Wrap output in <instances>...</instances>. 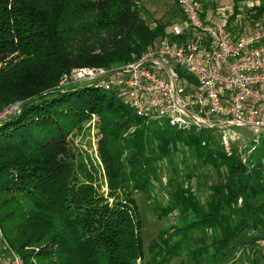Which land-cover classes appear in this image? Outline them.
Returning a JSON list of instances; mask_svg holds the SVG:
<instances>
[{
    "label": "trees",
    "instance_id": "16d2710c",
    "mask_svg": "<svg viewBox=\"0 0 264 264\" xmlns=\"http://www.w3.org/2000/svg\"><path fill=\"white\" fill-rule=\"evenodd\" d=\"M197 1L204 16L205 3ZM232 1L235 18L242 0ZM174 4L175 21L183 23ZM251 10L259 18L264 5ZM165 29L162 22H145L135 0H0V111L20 105L18 114L0 124L2 253L10 251L22 264H166L193 235L198 249L192 258L216 262L235 233L262 226L264 206L243 208L235 226L225 207L244 195L239 175L248 165L264 168V138L243 164L238 152L227 154L218 131H181L164 120L137 117L112 90L58 88L72 69L110 70L133 61L164 38ZM92 116L98 160L76 154L70 145V136L87 129ZM179 145L217 173L214 199L209 212L199 213L190 193H177L176 203L192 206L184 212L202 214L199 224L173 228L145 250L134 193L147 194L159 164ZM254 242L240 245L251 249Z\"/></svg>",
    "mask_w": 264,
    "mask_h": 264
},
{
    "label": "built area",
    "instance_id": "2783aa9c",
    "mask_svg": "<svg viewBox=\"0 0 264 264\" xmlns=\"http://www.w3.org/2000/svg\"><path fill=\"white\" fill-rule=\"evenodd\" d=\"M182 25L172 24L140 57L114 68H75L58 88L91 86L115 91L137 117L171 126L219 129L225 151L235 135L226 127L264 132V13L234 18V4L220 5V16L201 13L197 0H175ZM240 30L241 33H238ZM185 32L190 33L184 42ZM20 105L0 111V124ZM227 152V151H226ZM0 264H22L8 252Z\"/></svg>",
    "mask_w": 264,
    "mask_h": 264
},
{
    "label": "rangeland",
    "instance_id": "374dc122",
    "mask_svg": "<svg viewBox=\"0 0 264 264\" xmlns=\"http://www.w3.org/2000/svg\"><path fill=\"white\" fill-rule=\"evenodd\" d=\"M202 2L216 16L219 14L217 9L220 5L233 3L232 0H203ZM174 3L175 0H135V9L140 17L150 25L158 22L164 23L166 26V37L169 35V29L172 24L179 23L182 25L179 19L175 21L178 11ZM260 5H264V0H242L239 7V16H244V18L249 16L254 20L255 12L248 10ZM238 31V33H241L240 30ZM96 124L97 118L92 116L84 127V129H87H82L81 133L74 132V135L70 136L72 141L70 144L71 149L76 154H86V156L98 160L96 155V142L98 140ZM172 127L177 128L176 126ZM191 128L180 129L181 131H186ZM224 130L229 135H235L228 145V149H226L227 154L229 155L233 151L238 152L243 164H246L254 148L264 138L263 135H258L260 132L250 133L245 129L232 127H226ZM217 131L219 130L209 129V133H217ZM194 158L190 150L179 145L177 152L172 158L165 159L159 164L156 175L147 188V194L139 191L134 193L141 221L140 234L145 250L161 234L168 236L173 228H182L194 221L199 224L198 220L202 217V214L199 215V213L209 212V205L214 199L211 183H213L212 179L216 178L217 173L212 169L204 168ZM244 173L239 175L242 178L239 192L244 193V195H240L236 198L235 203L225 207L231 208L226 210L231 226H235L240 220L243 213L241 215L238 212L243 210V208V211L248 208H251L250 211H252V209L257 210L264 206V168L256 169L253 165H248V169ZM220 175L223 179L227 178V173L222 169ZM103 190L105 191L104 188ZM179 192H188L193 196L199 213L192 210L184 212V208L192 209V206L186 203H176V194ZM191 202L194 203L193 201ZM263 216L260 217L262 218ZM248 223L249 225L252 224L250 221ZM261 225H253L254 227L251 225L243 231L235 233L234 238L236 240L234 239L228 244L229 247L222 256L217 258L216 262H213V258L209 256L192 258L193 251L198 249V244L194 241V236L192 235L190 240L183 242L179 254L169 259L166 264H181L182 262L184 264H264V223ZM250 239H256V243L249 244L251 249H245L240 245L248 243ZM175 241H172V243ZM1 247L0 245V260L7 258V253L10 252L2 253ZM250 250L255 251L256 256L254 259ZM145 256L146 258L149 257L147 251H145Z\"/></svg>",
    "mask_w": 264,
    "mask_h": 264
},
{
    "label": "crops",
    "instance_id": "0c3cea01",
    "mask_svg": "<svg viewBox=\"0 0 264 264\" xmlns=\"http://www.w3.org/2000/svg\"><path fill=\"white\" fill-rule=\"evenodd\" d=\"M217 11L219 12V14H217V16H216L215 14H213V13L209 10V8L204 10L205 15H206L207 17H210V18H217V17H219V16H220V9L218 8Z\"/></svg>",
    "mask_w": 264,
    "mask_h": 264
},
{
    "label": "bare ground",
    "instance_id": "6f19581e",
    "mask_svg": "<svg viewBox=\"0 0 264 264\" xmlns=\"http://www.w3.org/2000/svg\"><path fill=\"white\" fill-rule=\"evenodd\" d=\"M219 130V129H218ZM219 131H221V130H219Z\"/></svg>",
    "mask_w": 264,
    "mask_h": 264
}]
</instances>
